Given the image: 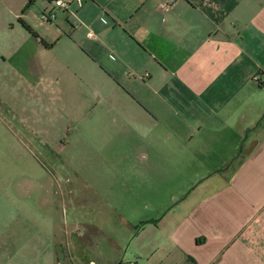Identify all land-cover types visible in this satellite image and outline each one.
I'll return each mask as SVG.
<instances>
[{"label":"crops","instance_id":"crops-1","mask_svg":"<svg viewBox=\"0 0 264 264\" xmlns=\"http://www.w3.org/2000/svg\"><path fill=\"white\" fill-rule=\"evenodd\" d=\"M65 1L45 22L52 0H0V110L96 168L220 178L176 228L177 253L264 264V0Z\"/></svg>","mask_w":264,"mask_h":264},{"label":"rangeland","instance_id":"rangeland-1","mask_svg":"<svg viewBox=\"0 0 264 264\" xmlns=\"http://www.w3.org/2000/svg\"><path fill=\"white\" fill-rule=\"evenodd\" d=\"M7 114L0 110V243L13 264L191 263L173 234L220 178L192 184L191 172L156 180L96 168L76 148L46 151L21 113Z\"/></svg>","mask_w":264,"mask_h":264},{"label":"built area","instance_id":"built-area-1","mask_svg":"<svg viewBox=\"0 0 264 264\" xmlns=\"http://www.w3.org/2000/svg\"><path fill=\"white\" fill-rule=\"evenodd\" d=\"M54 3V10H52L50 13L43 14L42 19L45 22H52L56 20L57 17V12L59 10H70L72 2H66L65 0H52ZM82 1L83 0H75L74 2L78 5V7L82 6ZM174 3V0H167L164 4H162V9L163 10H169ZM88 37L90 38H95V34L93 31L88 32ZM255 81L259 82L258 78H255Z\"/></svg>","mask_w":264,"mask_h":264}]
</instances>
